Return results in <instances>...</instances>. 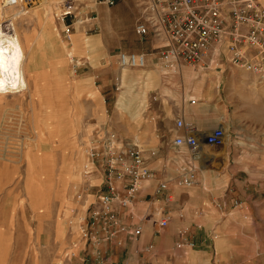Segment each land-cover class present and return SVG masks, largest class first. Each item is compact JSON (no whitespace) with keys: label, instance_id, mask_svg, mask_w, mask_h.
Segmentation results:
<instances>
[{"label":"rangeland","instance_id":"374dc122","mask_svg":"<svg viewBox=\"0 0 264 264\" xmlns=\"http://www.w3.org/2000/svg\"><path fill=\"white\" fill-rule=\"evenodd\" d=\"M55 1L39 0L37 5L31 7H23L16 1L12 10L0 2L2 31L8 34L9 30L7 32L4 27L8 25L9 29L12 23L19 49L16 64L11 67L6 54H2L4 40L0 35V71L4 78H1L0 85L6 88V93L0 96V222L8 235L11 253L25 252L22 263L17 254L15 262L28 264L32 256L38 257L39 262L42 256L44 261L48 259L49 264H90L93 254L94 261L99 264L103 257L99 243L104 236L101 225L96 230L91 211L97 207L98 197L105 190L104 148L100 140L103 131L112 130L124 139L120 134L125 129L138 140L127 142L136 145L144 158L143 150H157L158 146L170 154L178 168L183 158H189V152L186 147L172 148L173 139L182 135L181 130L175 131V120L168 142L164 128L160 126L156 130L153 125V107L157 102L153 99L155 94L147 93L151 90V83L145 79L148 69L122 70L119 66L120 52L129 53L144 46L134 33L137 13L135 0L117 1L118 4L122 3V7L112 14L114 33L102 36L104 22L98 16L96 32L88 31L85 36L84 26L74 31L70 42L64 39L62 26L54 17ZM258 1L264 5L262 0ZM83 7L80 6L76 14L84 12ZM79 32L86 48L91 50L88 52L90 65L109 70L106 73V87L99 79L85 77L91 74L87 68L84 70L87 74H84L73 66L77 61L76 58L73 62L77 49L75 34ZM94 38L104 39L103 43L111 50L102 54V44L92 42ZM118 42L123 50L117 47ZM222 62L220 71L224 70ZM213 68L214 65L207 71H215ZM12 69H15L14 80L9 77V73L13 75ZM194 70L199 71L202 78L205 76L206 70L201 65ZM162 71L166 72L164 69ZM247 73L264 84V79ZM200 89L201 86L192 88L194 93ZM263 94L264 89L255 91V96ZM198 96L190 94L186 99H193L197 105ZM209 97L212 98L211 93ZM119 101L122 103L120 108ZM102 118L104 120L99 122ZM124 121L127 125L121 126ZM240 129L234 124L226 126L221 147L202 145L199 148L203 154L220 157V160L197 161L196 174H201L204 168L213 169L220 171L221 178V175H227V169L234 166L247 170L256 162L264 166V158H256L253 153L263 151L264 144L248 143ZM231 131L238 135L232 136ZM156 135H159L158 139ZM92 153L94 156L90 157ZM211 176L216 179L219 174L214 172ZM227 177L232 178L231 175ZM235 177L239 178L241 184H233L232 187L236 191H243L244 198L264 199V174L242 172ZM223 185L220 181V187ZM228 185L231 189V185ZM250 207L255 209L253 204ZM246 234L245 230L238 232V252L233 256L232 264H264V252L254 253V247L249 244V239H252ZM261 241V248L264 249V238ZM81 242L86 247H95L87 254L86 248L82 250L77 261L69 252L73 243ZM61 243L64 253L60 256L57 250ZM246 244L250 245L248 250L251 251L248 253L244 252ZM44 247H48L46 254ZM38 262L34 259V264Z\"/></svg>","mask_w":264,"mask_h":264},{"label":"crops","instance_id":"0c3cea01","mask_svg":"<svg viewBox=\"0 0 264 264\" xmlns=\"http://www.w3.org/2000/svg\"><path fill=\"white\" fill-rule=\"evenodd\" d=\"M137 2L138 0H135L136 10ZM262 2L264 3V0ZM114 7L100 5L96 8L98 16H101L104 22L101 28L103 37L116 31L111 22L112 14L122 7V3H117ZM136 18L137 13L134 26ZM84 32L87 36L88 30L85 29ZM103 40L94 38L91 41L100 42L103 49L101 53L106 54L111 47L105 45ZM75 42L77 49L74 60L76 61L77 58L76 63L78 64L76 69L87 74L84 71L87 68L91 74L85 77L99 79L106 87L108 85L106 73L109 70L101 67L93 68L90 65L88 52L91 50L86 48L81 32L75 34ZM142 43L144 46L130 51L146 55L144 67L148 71H146L145 79L151 83V90L147 93L155 94L153 99L157 102L153 107L152 121L156 130L160 126L164 128L166 142L171 138L169 135L171 127L174 126V120L181 119L194 128V133L198 138H203L214 128L221 127L224 130L226 126L234 124L240 126V132L244 134L245 141L264 144V94L260 97L255 96V91L264 89L263 83L256 81L247 72L227 66L226 62H222L224 70L220 71V59L217 67L213 69L215 71L206 70L202 78L199 71L194 70L199 65L167 64L158 54L157 42L148 39ZM117 47L123 50L120 42ZM163 69L166 72L162 71ZM13 71L15 69H12V73ZM1 78L3 77L0 71V80ZM24 80L26 81L25 76ZM194 86L196 88L201 86L202 90L194 93L192 90ZM210 93L212 98L209 97ZM190 94L199 95L197 105L190 103L193 99H186ZM121 104L119 101V108ZM103 120L104 118L99 122ZM124 124L125 121L121 126L127 125ZM230 134L238 135L235 131H231ZM120 135L126 141L138 142L137 138L125 129H122ZM158 136L156 135V139L159 138ZM156 149L143 150L146 164L153 171V177L139 183V188L131 198L129 205L124 207L117 201L113 205L117 223L110 226L113 234L110 237H104L99 243L100 252L103 254L99 264H232L233 256L238 252L236 239L239 230L247 231L246 236L252 239H249V244L254 247V253L264 252L261 248V239L264 238V199L247 200V197L242 196L243 191H236L232 187L233 184H241L235 175L242 172L264 174L263 165H258L256 162L255 165L249 166L248 170L241 166L225 169V173L228 176L231 175L232 178L224 174L220 178V171L204 168L201 174H196L193 185L182 186L176 182L179 179L180 170L172 162L170 154L163 152L158 146ZM253 153L256 158H264V149ZM198 157L202 161L220 160V157L203 154L200 149ZM214 172L219 174L216 179L211 176ZM161 181H166L167 187L162 193L157 194L155 189ZM220 181L224 184L222 187H220ZM1 184L0 181V191ZM228 184L231 185V189ZM116 185L122 192L123 183L116 182ZM251 204L255 206L254 210L251 209ZM163 218H167L168 223L165 227H160L159 221ZM137 227H140V234L133 236V230ZM98 228L95 229L98 230ZM245 246L244 252L251 251L248 250V244ZM94 247L91 245L86 247L82 242L73 243L69 253L78 261L82 250L86 248L87 254ZM43 249L46 254L48 247ZM24 253L23 250L14 252L15 255L11 253L8 235L0 222V264H21ZM63 253L64 247L61 243L57 254L61 256ZM16 254L19 255L18 259L21 263L14 261ZM92 255L89 263L97 264ZM40 257L38 262V257L33 258L32 256L33 261L31 260L28 264H34V259L38 264H49L47 258L44 261L43 257ZM82 263L84 264V262L79 264Z\"/></svg>","mask_w":264,"mask_h":264},{"label":"built area","instance_id":"2783aa9c","mask_svg":"<svg viewBox=\"0 0 264 264\" xmlns=\"http://www.w3.org/2000/svg\"><path fill=\"white\" fill-rule=\"evenodd\" d=\"M23 7L35 6L39 0H0L3 5L16 3ZM118 0H57L54 17L62 26L67 42L74 31L98 30L100 5L114 7ZM80 6L84 12L76 14ZM135 33L141 41L157 42L158 54L167 64L201 65L203 70L217 67L218 60L231 67L250 72L264 79V5L258 0H138ZM220 56V58H219ZM119 66L143 68L144 53H120ZM74 62V59H73ZM74 68L78 66L75 62ZM213 68V69H214ZM190 103H195L190 100ZM182 135L172 141L173 148L186 147L189 158H183L179 167L178 184L191 186L196 180V162L201 143L207 147L219 148L224 144L225 132L218 127L203 138H198L194 128L181 119L175 120V131ZM101 143L104 148L105 190L98 197V205L91 211V219L100 227L104 237H110V226L116 225L114 203L127 206L131 202L139 183L153 177L152 169L146 164L143 152L109 129L103 131ZM93 150V149H92ZM90 150V153L92 152ZM94 153L90 154L93 157ZM197 156V158H196ZM116 182L123 183L121 192ZM166 181L159 182L155 192L162 193ZM167 218L159 221L165 227ZM140 234V227L132 235Z\"/></svg>","mask_w":264,"mask_h":264},{"label":"bare ground","instance_id":"6f19581e","mask_svg":"<svg viewBox=\"0 0 264 264\" xmlns=\"http://www.w3.org/2000/svg\"><path fill=\"white\" fill-rule=\"evenodd\" d=\"M15 5H16V3L6 4V7H8L10 10H12V8L15 7ZM9 9H7V11ZM30 9L31 8H29L28 10H30ZM49 22H50V20H49ZM49 22L46 25L45 31L47 30V27L49 26ZM7 27H8V25H7ZM7 27L5 26L4 28H6L7 32L9 30L8 34L3 33L1 25H0V35H2V39L4 40V41H2V43H3L2 44V54H6L5 58L8 59L9 65H11V67H14V65L16 64L17 55L19 54V49H18V44H17V41H16L15 31H14V27H13L12 23L10 22L9 29ZM2 54L0 53V57H1ZM122 70H124V69H122ZM14 72L15 71H13V75L11 76L12 77L11 79H13V80H14V77H13L14 76ZM19 89H18V91H19ZM5 93H6V88L0 85V96L4 95ZM225 135H226V132H225ZM202 145L203 144L201 143L200 147ZM65 179L70 180V178H65Z\"/></svg>","mask_w":264,"mask_h":264}]
</instances>
